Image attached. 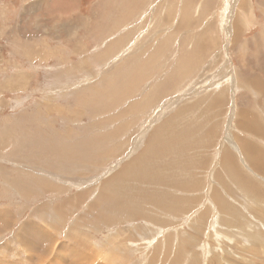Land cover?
<instances>
[{
  "label": "rangeland",
  "instance_id": "374dc122",
  "mask_svg": "<svg viewBox=\"0 0 264 264\" xmlns=\"http://www.w3.org/2000/svg\"><path fill=\"white\" fill-rule=\"evenodd\" d=\"M80 2L0 0V260L264 264V0Z\"/></svg>",
  "mask_w": 264,
  "mask_h": 264
},
{
  "label": "bare ground",
  "instance_id": "6f19581e",
  "mask_svg": "<svg viewBox=\"0 0 264 264\" xmlns=\"http://www.w3.org/2000/svg\"><path fill=\"white\" fill-rule=\"evenodd\" d=\"M181 25H182V23H181ZM178 31V30H177ZM163 53V52H162ZM161 55V54H160ZM176 74V73H175ZM181 76V75H180ZM171 77V76H170ZM178 77H179V75H178ZM180 78V77H179ZM163 82V81H162ZM170 82V81H169ZM172 83V82H171ZM170 83V84H171ZM160 85H161V83H159ZM160 85H158L159 87H160ZM176 86V85H175ZM174 86V87H175ZM156 88H158V87H156ZM173 88V87H172ZM176 88V87H175ZM167 93V92H166ZM168 96V95H167ZM214 97V96H213ZM158 98V97H157ZM208 101V100H207ZM181 103V102H180ZM178 106V105H177ZM173 107V106H172ZM179 108V107H178ZM204 109H206V108H204ZM203 109V110H204ZM154 110V109H153ZM207 110V109H206ZM157 111V110H156ZM174 111H176V107H175V110ZM211 110L209 109V112H210ZM160 112H162V111H160ZM206 112V111H205ZM243 113V112H242ZM172 114V113H171ZM212 114H214V113H212ZM147 115V114H146ZM207 115H208V113H207ZM215 115V114H214ZM209 116H211V115H209ZM207 117V116H206ZM205 118V117H204ZM209 118V117H208ZM256 118V117H255ZM207 120V119H206ZM209 120V119H208ZM258 121V120H257ZM254 122H256V119H252V120H248V123L252 126V125H255V126H257V125H259V124H255ZM174 124V123H173ZM172 124V125H173ZM176 125H177V123H175ZM179 124V123H178ZM241 124V123H240ZM246 124V123H245ZM262 124V123H261ZM176 125H174L175 127H178V125L176 126ZM196 125V124H195ZM212 125V124H211ZM168 126V125H167ZM242 126V125H241ZM251 126H250V129H251ZM198 127V126H197ZM201 127V126H200ZM204 127V126H203ZM207 127V126H206ZM247 127V126H246ZM205 128V127H204ZM210 128V127H209ZM209 128H207V130L209 129ZM211 128H213V126L211 127ZM210 128V130H213V129H211ZM253 128V127H252ZM260 128V127H259ZM161 129V128H160ZM164 129V128H163ZM218 129V128H217ZM249 129V130H250ZM256 129V127H254V130ZM162 130V129H161ZM169 130H171L172 131V133H173V136H175V134H177L176 132V130H175V128L174 127H172V126H170V129ZM210 130L209 131H203V132H210ZM215 130V129H214ZM249 130H247V132L249 131ZM257 130V129H256ZM259 130V129H258ZM179 131V130H178ZM187 131V130H186ZM189 131V130H188ZM187 131V132H188ZM263 131V130H262ZM170 132V131H169ZM252 132L253 133H256V132H254L253 131V129H252ZM259 132H261L260 130H259ZM171 133V132H170ZM171 133V134H172ZM156 134H159V133H157L156 132ZM165 134V133H164ZM171 134H169V137H170V135ZM214 134H216V133H214ZM252 134V133H251ZM257 134V133H256ZM208 135V134H207ZM255 135V134H254ZM172 136V135H171ZM209 136V135H208ZM207 136V137H208ZM215 136V135H214ZM191 137V136H190ZM218 137V136H217ZM262 137V136H261ZM170 138H172V137H170ZM214 138V137H213ZM175 139V138H174ZM176 139L178 140V137L176 136ZM193 139V138H192ZM195 139L196 138H194V141H195ZM198 139V138H197ZM264 139V138H263ZM153 140H154V137H153ZM167 140V139H166ZM164 138L163 139H161L160 141H159V143L161 144L160 146H159V149H157V151L156 150H153V151H150L149 152V154L150 155H148L149 157L148 158H146V157H144L142 160H141V162H140V164H148V166L146 167V168H141L142 169V174H141V176H139V178H134V179H132V180H134L136 183H138V184H141V185H145V183H154L153 181L154 180H152V176H154V175H158V173H157V169L155 168V159H157L159 156H162V153H164L165 151H168L170 148H172L173 149V151H174V153H175V151H176V149L179 147V146H176L172 141V139L171 140H169L168 139V141H166ZM206 140V139H205ZM190 141V140H189ZM200 141V140H199ZM197 142H198V140H197ZM197 142H195V143H197ZM152 143V142H151ZM158 143V144H159ZM186 143V142H185ZM185 143H183V144H185ZM202 143V142H201ZM201 143H199V144H201ZM194 144V143H193ZM206 144V143H205ZM182 145V144H181ZM192 145V144H191ZM217 145V144H216ZM215 145V146H216ZM243 145V144H242ZM176 146V147H175ZM186 146V145H185ZM223 146V145H222ZM150 147H153L152 145L150 146ZM155 147V146H154ZM156 147H157V145H156ZM195 146H193L192 147V149L194 148ZM250 147V146H249ZM224 148H226V145L224 146ZM228 148V147H227ZM230 148V147H229ZM253 148V147H252ZM256 149V148H255ZM231 150V149H230ZM145 151V150H144ZM225 151H227V149H225ZM232 151V150H231ZM245 151V150H244ZM189 152V151H188ZM191 152H193V151H191ZM197 152V151H196ZM207 152V151H206ZM222 152H223V150H222ZM233 152V151H232ZM168 153V152H167ZM169 153H171V152H169ZM247 153V152H246ZM188 154V153H187ZM197 154V153H196ZM183 155V154H182ZM185 155V154H184ZM183 155V156H184ZM245 155V154H244ZM173 156V155H172ZM201 156V155H200ZM206 156V155H205ZM220 156H222V158L225 160V157L226 156H224V155H220ZM231 156V155H230ZM163 157V156H162ZM182 157V156H181ZM153 158H154V160H153ZM168 158V157H167ZM180 158V157H179ZM185 158V157H184ZM190 158V157H189ZM202 158V157H201ZM221 158V159H222ZM163 159V158H162ZM181 159H183V158H181ZM186 159V158H185ZM208 159V158H207ZM252 159H253V157H252ZM252 159H249V160H252ZM158 160V159H157ZM220 160V159H219ZM229 161V160H228ZM222 162V161H221ZM166 164H167V161L165 162ZM183 163V162H182ZM225 163H227V162H225ZM185 164V163H184ZM187 164V163H186ZM224 164V163H223ZM253 164H254V166H257V165H259L260 166V168H263V164L264 163H262V159L260 158V159H258V157L256 158V160L253 162ZM262 164V165H261ZM173 165V164H172ZM227 165V164H226ZM225 165V166H226ZM234 165V164H233ZM142 166V165H141ZM222 166V165H221ZM238 166H239V164H238ZM229 167V166H228ZM227 167V168H228ZM237 167V166H236ZM240 167V166H239ZM253 168V167H252ZM255 168V167H254ZM161 169V168H160ZM159 169V170H160ZM166 169V168H165ZM185 169V168H184ZM223 169V168H222ZM256 169V168H255ZM126 170V169H125ZM173 171H175V170H173ZM141 172V171H140ZM160 172V171H159ZM168 172H170V171H168ZM180 172V171H179ZM178 172V173H179ZM224 172V171H223ZM229 172V171H228ZM231 172V171H230ZM233 172V171H232ZM244 172V171H243ZM176 173V172H175ZM222 173V172H221ZM227 173V172H226ZM172 174H174V173H172ZM220 174V173H219ZM264 174V173H263ZM151 176V177H149V176ZM226 175V174H225ZM236 175V174H235ZM159 176V175H158ZM184 176V175H183ZM229 176H230V174H229ZM161 178H163V179H166V180H168L171 176H169V174H166L165 176H160ZM159 177V178H160ZM231 177V176H230ZM155 179V178H154ZM185 180H188L189 181V179L188 178H184ZM251 178H248V177H246L244 174H243V176H242V180H241V182H243V185L242 186H244L245 185V187H248V186H250V184L252 183V181L250 180ZM224 180H228V179H225L224 178ZM232 181V180H231ZM222 182V181H221ZM228 182H229V180H228ZM240 182V181H239ZM195 183V182H194ZM226 183H227V181H226ZM226 183H225V185H226ZM116 184V183H115ZM189 184H190V181H189ZM151 185H153V184H151ZM224 185V184H223ZM258 185V184H257ZM257 185H255V186H253V184L250 186V188H249V190H250V194H255V193H257V189H255V188H253V187H256ZM115 186V185H114ZM124 186H126V187H133V186H129V185H125V183H123V182H119L118 183V185L116 186V188H117V191L119 192V195L121 196L122 194H124V191L121 189V188H124ZM175 187V186H174ZM258 187H259V185H258ZM257 187V188H258ZM199 188V187H198ZM229 188V187H228ZM247 188V189H248ZM138 189H140V187L138 188ZM167 189V188H166ZM125 190V189H124ZM169 190V189H168ZM180 190V189H179ZM110 191V190H109ZM167 191V190H166ZM246 191V190H245ZM262 191V190H261ZM143 194H145V193H143ZM168 194H170V193H168ZM178 194V193H177ZM106 195V194H105ZM114 195V194H113ZM161 195V194H160ZM167 195V194H166ZM176 195V194H175ZM256 195V194H255ZM107 196V195H106ZM105 197V196H104ZM111 197V196H110ZM180 197V196H179ZM254 197V196H253ZM106 198V197H105ZM149 198V197H148ZM178 198V197H177ZM194 198V197H193ZM258 198V197H257ZM142 199H143V197H142ZM146 199V198H145ZM179 199V198H178ZM259 199V198H258ZM118 202L120 203V204H122V202H124V201H122V202H120L121 200H123V199H121L120 200V198H118ZM144 200V199H143ZM174 200V199H173ZM176 200V199H175ZM192 200V199H191ZM224 201V200H223ZM110 202V201H109ZM139 202H145L146 203V200L145 201H139ZM225 202V201H224ZM176 203V202H175ZM181 203V202H180ZM196 203V202H195ZM263 203V202H262ZM115 204H116V202H115ZM171 204H173V203H171ZM225 204V203H224ZM109 205V204H108ZM118 205V204H117ZM140 205H142V204H140ZM150 205V204H149ZM158 205V204H157ZM175 205V204H174ZM160 206V205H159ZM188 206V205H187ZM220 206V205H219ZM229 206V205H228ZM108 207V206H107ZM164 207H165V205H164ZM141 208V207H140ZM148 208V207H147ZM155 208H157V207H155ZM222 208V207H221ZM107 209V208H106ZM112 209V208H111ZM114 209V208H113ZM115 209H118V208H115ZM188 209H189V207H188ZM193 209V208H192ZM229 209V208H228ZM159 210V209H158ZM168 210V209H167ZM152 211V210H151ZM155 211H157V210H155ZM161 210H159V212H160ZM232 211V210H231ZM158 212V211H157ZM178 212V211H177ZM106 213V212H105ZM167 213V212H166ZM196 213V212H195ZM155 215H156V213H154ZM160 214V213H159ZM163 214V213H162ZM107 215V214H106ZM105 215V216H106ZM111 215V214H110ZM137 215V214H136ZM168 215V214H167ZM160 216V215H159ZM158 216V217H159ZM104 218V217H103ZM193 218V217H192ZM158 219V218H157ZM190 220H191V218H190ZM196 220V219H195ZM157 221V220H156ZM233 221V220H232ZM235 221V220H234ZM237 222V221H236ZM189 223V222H188ZM191 223V222H190ZM173 227V226H172ZM181 236V235H180ZM184 236V235H183ZM182 236V237H183ZM177 237V236H176Z\"/></svg>",
  "mask_w": 264,
  "mask_h": 264
},
{
  "label": "crops",
  "instance_id": "0c3cea01",
  "mask_svg": "<svg viewBox=\"0 0 264 264\" xmlns=\"http://www.w3.org/2000/svg\"><path fill=\"white\" fill-rule=\"evenodd\" d=\"M55 3V2H54ZM59 4H61V6H65V8L63 9V14H67V13H76L79 11L80 7H76V4H81L80 0H59ZM32 5V4H30ZM26 3L23 4L22 6V15L25 17H27V13H24V9H25ZM67 7H69V9H67ZM30 18V17H29ZM21 21V20H19ZM22 22V21H21ZM8 225V222H3L0 224V228L1 229H5V226ZM2 240V231L0 230V241ZM0 248H1V243H0ZM10 249H11V245H6L5 247H2V250L0 251V256L1 257H5V256H11L10 254ZM6 260H0V263L3 264Z\"/></svg>",
  "mask_w": 264,
  "mask_h": 264
}]
</instances>
